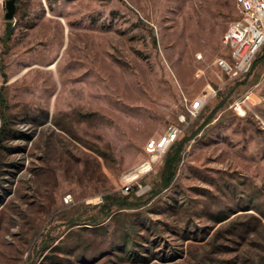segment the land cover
I'll return each mask as SVG.
<instances>
[{
  "label": "rangeland",
  "instance_id": "obj_1",
  "mask_svg": "<svg viewBox=\"0 0 264 264\" xmlns=\"http://www.w3.org/2000/svg\"><path fill=\"white\" fill-rule=\"evenodd\" d=\"M7 2L0 264H264V47L241 80L216 63L236 0H17L13 20ZM182 115L178 141L192 140L173 184L164 156L127 192ZM127 196L141 206L122 208Z\"/></svg>",
  "mask_w": 264,
  "mask_h": 264
},
{
  "label": "built area",
  "instance_id": "obj_2",
  "mask_svg": "<svg viewBox=\"0 0 264 264\" xmlns=\"http://www.w3.org/2000/svg\"><path fill=\"white\" fill-rule=\"evenodd\" d=\"M240 10V19L234 21L223 37V44L228 49L227 55L217 59V66L224 76L235 82L248 76L258 54L264 47V0H236ZM199 59L203 55L198 56ZM212 98L211 93L204 94L192 100L188 108L189 116L198 117ZM251 99L247 94L243 100L236 103L235 108L240 114L245 113L244 106ZM187 123L186 115L180 118V124H171L164 136L152 139L147 150L151 157L134 170L127 178L125 190L131 191L135 181L150 174L155 165L162 162L170 148L183 134V126ZM151 190L149 185H138L137 194L143 195Z\"/></svg>",
  "mask_w": 264,
  "mask_h": 264
},
{
  "label": "trees",
  "instance_id": "obj_3",
  "mask_svg": "<svg viewBox=\"0 0 264 264\" xmlns=\"http://www.w3.org/2000/svg\"><path fill=\"white\" fill-rule=\"evenodd\" d=\"M14 34V28L12 26V23H9L5 35L2 39L3 43L5 45H8V43L10 42L12 36ZM155 42H156V38H155ZM264 57V56H263ZM258 64V60L256 59L255 64L253 66L256 67V65ZM3 69V73H4V77L6 78V72H5V66H2ZM1 103H2V99L0 98ZM4 114V113H3ZM7 124L8 122H6V124L3 127V130L0 133V137L5 138L6 135L9 132V129H7ZM192 140V136H186L184 137L182 140L177 141L168 151V153L165 156L164 159V165H163V169H162V182H161V186L162 189H168L174 182L178 170L180 168V165L184 159V152L186 149V145ZM3 141V140H2ZM2 144H0L1 147ZM0 156H1V150H0ZM105 199L107 200V203L110 199H112L110 196H106ZM122 204L121 207L122 208H126V207H138L141 206V202H132L130 201L129 196L123 198L122 200ZM108 206V204H106ZM229 218V215L227 214H223L220 216H217L216 219L218 220V222H222L225 221ZM129 256H134V253H130Z\"/></svg>",
  "mask_w": 264,
  "mask_h": 264
},
{
  "label": "water",
  "instance_id": "obj_4",
  "mask_svg": "<svg viewBox=\"0 0 264 264\" xmlns=\"http://www.w3.org/2000/svg\"><path fill=\"white\" fill-rule=\"evenodd\" d=\"M17 0H8L7 2V9L8 12L6 14V18L8 20H13L15 18L16 12H17Z\"/></svg>",
  "mask_w": 264,
  "mask_h": 264
}]
</instances>
